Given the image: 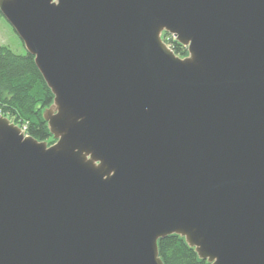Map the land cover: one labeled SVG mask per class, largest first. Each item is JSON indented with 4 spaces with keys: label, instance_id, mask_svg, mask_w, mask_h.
I'll use <instances>...</instances> for the list:
<instances>
[{
    "label": "water",
    "instance_id": "obj_1",
    "mask_svg": "<svg viewBox=\"0 0 264 264\" xmlns=\"http://www.w3.org/2000/svg\"><path fill=\"white\" fill-rule=\"evenodd\" d=\"M54 142L0 114V264H264V0H0ZM169 32L187 47L177 55Z\"/></svg>",
    "mask_w": 264,
    "mask_h": 264
},
{
    "label": "trees",
    "instance_id": "obj_2",
    "mask_svg": "<svg viewBox=\"0 0 264 264\" xmlns=\"http://www.w3.org/2000/svg\"><path fill=\"white\" fill-rule=\"evenodd\" d=\"M162 37L177 55L184 57L188 54L187 47L169 32H164ZM53 102L54 94L36 65L35 57L27 52L19 54L0 44V114L39 141L53 143L54 137L44 118V111ZM158 246L164 264H210L200 258L180 234L159 239Z\"/></svg>",
    "mask_w": 264,
    "mask_h": 264
},
{
    "label": "rangeland",
    "instance_id": "obj_3",
    "mask_svg": "<svg viewBox=\"0 0 264 264\" xmlns=\"http://www.w3.org/2000/svg\"><path fill=\"white\" fill-rule=\"evenodd\" d=\"M0 44L11 47L19 54L27 52L22 40L2 14H0Z\"/></svg>",
    "mask_w": 264,
    "mask_h": 264
}]
</instances>
